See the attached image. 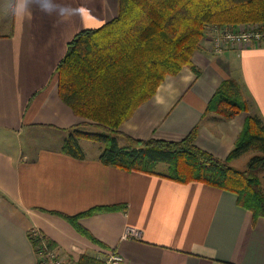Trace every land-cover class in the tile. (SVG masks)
Masks as SVG:
<instances>
[{
    "label": "crops",
    "instance_id": "obj_1",
    "mask_svg": "<svg viewBox=\"0 0 264 264\" xmlns=\"http://www.w3.org/2000/svg\"><path fill=\"white\" fill-rule=\"evenodd\" d=\"M58 3L83 14L62 19L33 3L30 16L20 21L0 11V264H37L31 232L73 262L82 255L100 261L115 251L123 264H264V217L253 220L235 194L105 166L98 160L100 147L88 140L79 141L83 159L61 151L83 120L59 98L55 67L76 33L116 15L117 0ZM208 38L191 58L199 74L185 66L166 76L121 124L123 135L176 141L196 127L195 145L224 159L246 116L264 124V41L217 53ZM227 78L239 84L247 110L230 119L205 113ZM117 144L125 141L118 138ZM259 180L264 191V170ZM111 205L119 208L78 220L102 245L53 213ZM127 229L139 235H127Z\"/></svg>",
    "mask_w": 264,
    "mask_h": 264
},
{
    "label": "trees",
    "instance_id": "obj_2",
    "mask_svg": "<svg viewBox=\"0 0 264 264\" xmlns=\"http://www.w3.org/2000/svg\"><path fill=\"white\" fill-rule=\"evenodd\" d=\"M243 24L264 26V0H117L116 15L98 28L76 33L55 67L59 98L83 120L64 138L61 151L83 159L79 141L97 142L98 160L105 166L178 183L201 182L235 194L237 204L249 210L253 220L264 217V191L259 180L264 170V124L258 116H246L224 159L195 145L196 127L176 141L134 140L119 130L141 104L153 97L166 76L178 74L185 66L199 74L191 58L211 29L233 31ZM246 110L239 84L227 78L216 88L205 113L230 119ZM118 138L125 141L124 146L117 144ZM248 151L254 154L245 169L229 164ZM160 164L165 170H157ZM117 208L94 206L75 215L53 213L102 245L78 220ZM29 237L36 243L39 235L31 232ZM78 264L100 261L82 255Z\"/></svg>",
    "mask_w": 264,
    "mask_h": 264
},
{
    "label": "built area",
    "instance_id": "obj_3",
    "mask_svg": "<svg viewBox=\"0 0 264 264\" xmlns=\"http://www.w3.org/2000/svg\"><path fill=\"white\" fill-rule=\"evenodd\" d=\"M214 29V28H213ZM250 41H264V26L256 24L247 25L246 28L231 30H222L214 38L210 39V50L220 53L224 50H239L243 45ZM127 235L138 236V232L132 229L126 230ZM37 264H78L62 256L57 248L47 245L43 240L37 239L35 246ZM100 264H123V258L115 251H109L100 259Z\"/></svg>",
    "mask_w": 264,
    "mask_h": 264
},
{
    "label": "clouds",
    "instance_id": "obj_4",
    "mask_svg": "<svg viewBox=\"0 0 264 264\" xmlns=\"http://www.w3.org/2000/svg\"><path fill=\"white\" fill-rule=\"evenodd\" d=\"M33 3H35L42 12L55 15L62 19L83 14V9L60 5L58 0H0V11H3L6 15H11L15 19L23 21L30 16V5Z\"/></svg>",
    "mask_w": 264,
    "mask_h": 264
},
{
    "label": "rangeland",
    "instance_id": "obj_5",
    "mask_svg": "<svg viewBox=\"0 0 264 264\" xmlns=\"http://www.w3.org/2000/svg\"><path fill=\"white\" fill-rule=\"evenodd\" d=\"M246 24H243V25H240V26H238V31L239 30H241V29H244V28H246ZM222 30H226V29H221V30H218V29H211V31H209V34H210V36H209V34L207 35L209 38L208 39H211V38H214L216 35H218ZM236 30H233V32H235ZM90 131H92L93 129H89ZM85 144H89L90 146H99L100 147V144L99 143H97V142H89V143H85ZM88 150H90V149H88ZM254 154V152L252 153V152H245V153H243L242 155H240L239 156V158L237 159V160H235V161H233L232 163H231V161H230V163L232 164H230L232 167H234V168H236V169H245L246 167H247V163H248V160H249V158H250V156L251 155H253ZM157 170H159V171H163V170H165V165H158L157 167Z\"/></svg>",
    "mask_w": 264,
    "mask_h": 264
}]
</instances>
